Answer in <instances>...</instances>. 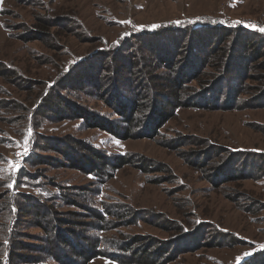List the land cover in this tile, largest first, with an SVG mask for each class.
<instances>
[{
    "label": "rangeland",
    "instance_id": "obj_1",
    "mask_svg": "<svg viewBox=\"0 0 264 264\" xmlns=\"http://www.w3.org/2000/svg\"><path fill=\"white\" fill-rule=\"evenodd\" d=\"M260 29L264 0H0V168L21 165L14 176L0 172V264H140L124 253L137 246L150 247L144 256L154 264H242L255 255L261 264ZM161 51L176 52L174 67L190 59L200 72L181 106L171 96L173 106L157 108V129L153 108L128 134L91 82L122 78L140 106L163 92L157 74L169 67L158 66L153 81L139 68ZM74 104L120 137L74 116ZM88 148L127 163L101 180L83 167ZM50 209L69 244L49 232ZM91 244L100 255L86 260ZM157 254L166 257L156 263Z\"/></svg>",
    "mask_w": 264,
    "mask_h": 264
},
{
    "label": "trees",
    "instance_id": "obj_2",
    "mask_svg": "<svg viewBox=\"0 0 264 264\" xmlns=\"http://www.w3.org/2000/svg\"><path fill=\"white\" fill-rule=\"evenodd\" d=\"M186 27V26H185ZM195 28H200L201 26L196 25L194 26ZM188 28V27H187ZM186 28V29H187ZM185 32L186 34L189 32V30H186ZM245 32V31H244ZM178 33V32H177ZM243 34V33H242ZM242 38V36H241ZM167 54H171L172 57L170 59V63L168 62V57L166 56ZM114 55V54H113ZM225 55V54H224ZM180 58L176 57V52H157V54H154V59L153 60H148L147 63H142L140 65V73H144L147 77V81L148 79H152L154 78L155 75V71L157 70V67H166L168 68V72L167 73H163V74H157V77L160 78L161 83L160 85L163 86V92H168V93H158V91H156L157 93L154 94L153 91H151L150 95H144L146 96V101H144V103H142L139 106V102L138 100H133L132 98H127L129 96V92L127 90H130L131 86H128L129 84H127L126 80H123L122 78H117L115 76H108L105 78H101V76L99 77V79L93 80L91 82V86L90 87H94L97 89V95L100 99L102 100H106L107 101V105L110 106L111 108H114L116 111V115H119L121 117V123L123 125H125V127L128 129V134H130L131 131H133V129L138 128L141 129V127H145L144 126V122L146 120L147 117V121L148 118L150 116V111L154 109L153 111V115L152 118H150V123H153V128L157 129L159 127V125L164 121L161 120L162 117H164L163 111L160 109L158 110L157 108L159 106L164 105L167 102H170V105H174L173 102L176 103L177 106L175 107H179L181 106V100L182 98H184V96L182 94H185V89L186 88V83L188 81H190L191 79H193V76H195L197 73H199L200 71L198 70V68H191L190 67V59L189 62H186L185 64L181 65L180 67H174V64H176L179 61ZM120 63H118L117 68L119 69H123L124 67H126V64L119 59ZM226 63V61H224V63H222L223 65ZM222 65V66H223ZM108 75V74H107ZM153 81V79H152ZM156 83V82H155ZM126 84V85H125ZM123 85H125L126 87H124ZM142 86V85H141ZM136 89H140V84L139 86H134ZM147 89L150 87H143V89ZM166 90V91H165ZM210 92V91H208ZM182 93V94H181ZM189 93V92H188ZM187 93V94H188ZM207 93V92H206ZM158 96V97H157ZM171 96H174L173 102L172 100L169 98ZM203 96V94L200 95H193L192 96V104L195 105V102L198 101L197 97H201ZM139 99V98H138ZM141 99V98H140ZM138 102V103H137ZM60 103V102H59ZM216 103H219L218 99L216 101ZM61 104V103H60ZM198 104H200L198 102ZM209 104V103H207ZM197 105V104H196ZM222 105H224V103L222 102ZM67 108L69 109H73L74 110V116H76V114H81V119H84L87 121H90V123H93L94 127H99L101 129L107 130L109 131L112 135L116 136V137H120L119 133L114 132V130L110 129L108 127L109 124H111L108 120L95 115L94 117H88L86 112L80 111L77 107V105L74 104L69 106L67 105ZM61 109V107H60ZM54 114H52L55 117H61L64 116V111L62 110H55ZM56 113H59L58 115ZM68 113V111H67ZM147 113V114H146ZM71 115V116H73ZM91 116V115H89ZM154 116V117H153ZM143 122V124H142ZM127 131V130H126ZM139 131V130H137ZM123 136V135H121ZM129 136H126L125 138H128ZM124 138V137H123ZM59 143V142H58ZM79 144H82L81 142H79ZM57 145V144H56ZM86 154L84 155H90L88 158H85L83 155V158H81L83 160L82 164H85L83 167H85L86 169H88L87 171H90V173L92 175H94L95 177H99L100 179L103 177V175L109 174L110 175V171H113L114 168H117L119 165L121 164H125L127 163V157L124 156L125 154L122 155H118L116 157L113 158H109L106 155H102L100 154V152H90L89 148L88 150L86 149ZM64 156L67 160L71 159V156L69 153H64ZM38 163H46V161L44 160H38ZM78 165H79V160L77 161ZM76 167H79L76 165ZM83 167H80L81 169H83ZM84 168V169H85ZM85 169V170H86ZM109 171H107V170ZM102 180V179H101ZM73 205H75L77 202H72ZM10 211V209H9ZM51 214L50 218L51 221H48V230L51 233V235L54 236V238L57 236L58 239L61 238V242L62 244H69L68 240L66 239V236L68 234L63 233V231L59 230L58 232H56V230H58L57 228L60 226L58 222L59 218L55 217L52 215L55 214L56 212L54 210L49 211ZM123 216V214H122ZM124 220V218H123ZM58 224V225H57ZM7 243V241H6ZM94 244H91L92 249L90 250V252L88 253V256L85 255V259L88 260L90 258H93L94 256H91L92 254L95 255L98 254L100 255V252H95L96 250L93 248ZM126 247V246H124ZM138 248H127L126 251H124V253L126 252H130L128 254V259H136L135 261H137V263L140 264H154L153 261L149 260L150 256H144L146 255V253L148 252V249H150V247H148V249L145 250L144 253H141L140 251V247L141 246H137ZM156 254V253H154ZM260 256V254H259ZM166 256H162V254H157L154 258V261L156 263L164 260ZM256 257L257 255H255L254 257H249L247 258L248 260H246L245 262H242V264H258L256 262ZM257 258H261L262 261V257H257ZM4 259H8V255L4 256ZM143 259V260H142ZM87 262V261H86ZM263 262H261V264H263ZM260 264V263H259Z\"/></svg>",
    "mask_w": 264,
    "mask_h": 264
},
{
    "label": "snow or ice",
    "instance_id": "obj_3",
    "mask_svg": "<svg viewBox=\"0 0 264 264\" xmlns=\"http://www.w3.org/2000/svg\"><path fill=\"white\" fill-rule=\"evenodd\" d=\"M261 31H264V29H260ZM31 135V133H30V131H29V136ZM27 139H28V137H26L25 138V140L27 141ZM118 143V142H117ZM23 155H27V144H26V146H25V149H24V151H23V153H17V156L18 157H21L22 158V156ZM21 165H20V162H19V160L18 161H15V162H13V161H8V169H4V168H0V172H5V171H7L9 174H11V175H15V172H16V170L17 169H19V167H20ZM14 186V182H13V184H9L8 185V187H13ZM261 247H264V246H261ZM244 255H250V253H245ZM239 259V258H238Z\"/></svg>",
    "mask_w": 264,
    "mask_h": 264
}]
</instances>
